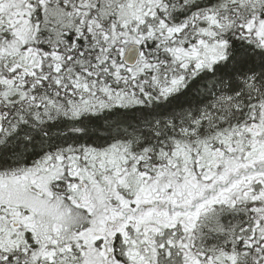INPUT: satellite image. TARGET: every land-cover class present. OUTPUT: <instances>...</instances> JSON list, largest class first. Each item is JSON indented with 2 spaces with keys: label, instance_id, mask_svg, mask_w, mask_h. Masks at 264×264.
<instances>
[{
  "label": "snow or ice",
  "instance_id": "snow-or-ice-1",
  "mask_svg": "<svg viewBox=\"0 0 264 264\" xmlns=\"http://www.w3.org/2000/svg\"><path fill=\"white\" fill-rule=\"evenodd\" d=\"M0 264H264V0H0Z\"/></svg>",
  "mask_w": 264,
  "mask_h": 264
}]
</instances>
